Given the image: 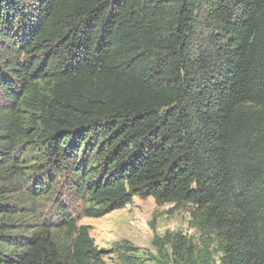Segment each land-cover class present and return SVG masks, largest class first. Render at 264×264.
I'll use <instances>...</instances> for the list:
<instances>
[{"label": "trees", "instance_id": "1", "mask_svg": "<svg viewBox=\"0 0 264 264\" xmlns=\"http://www.w3.org/2000/svg\"><path fill=\"white\" fill-rule=\"evenodd\" d=\"M135 197L199 246L122 264H264V0H0V264H106Z\"/></svg>", "mask_w": 264, "mask_h": 264}, {"label": "rangeland", "instance_id": "2", "mask_svg": "<svg viewBox=\"0 0 264 264\" xmlns=\"http://www.w3.org/2000/svg\"><path fill=\"white\" fill-rule=\"evenodd\" d=\"M194 207L179 208L171 204H157L154 199L133 198L124 209L114 211L103 218H80V225L91 228L90 236L98 250L104 251L106 264H122L120 256L141 257L146 261L149 254L156 255L152 245L154 237L164 239L168 234H181L199 246V232L192 227ZM135 249V254L128 250ZM217 260L219 252L212 246Z\"/></svg>", "mask_w": 264, "mask_h": 264}]
</instances>
